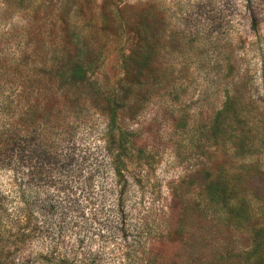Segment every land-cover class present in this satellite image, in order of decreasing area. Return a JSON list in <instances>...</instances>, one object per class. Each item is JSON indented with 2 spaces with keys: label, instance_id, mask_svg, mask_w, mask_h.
Segmentation results:
<instances>
[{
  "label": "rangeland",
  "instance_id": "1",
  "mask_svg": "<svg viewBox=\"0 0 264 264\" xmlns=\"http://www.w3.org/2000/svg\"><path fill=\"white\" fill-rule=\"evenodd\" d=\"M252 1L257 31L247 0H48L54 13L84 8L77 23L95 46L102 90L112 93L125 77L123 57L137 36L127 30L141 28L148 11L156 12L148 21L166 69L122 112L121 130L105 106H90L48 157L31 139L29 80L33 34L52 16L34 25L26 1L0 0V255L8 264L26 258L25 264H48L39 254L50 247L64 264H131L151 237L163 264L178 254L204 264L208 252L224 264L238 262L251 225L264 217V0ZM103 6L123 7L117 33L102 29ZM231 51L245 119L223 128L214 119L226 100ZM118 132L130 143L122 174L108 154ZM212 179L242 204L239 223L210 200Z\"/></svg>",
  "mask_w": 264,
  "mask_h": 264
},
{
  "label": "trees",
  "instance_id": "2",
  "mask_svg": "<svg viewBox=\"0 0 264 264\" xmlns=\"http://www.w3.org/2000/svg\"><path fill=\"white\" fill-rule=\"evenodd\" d=\"M25 1L29 19L33 20L34 25L52 16L45 30L36 29L38 32L33 34V41L36 43L32 50L33 75L29 80L32 141L44 148L48 157L53 156L73 135L74 125L80 112L89 109L90 106L98 108L105 106L111 123L121 130L118 121L122 119V112L133 107L142 91L153 90L156 87V83L150 81L153 80V75H166V69H163L160 62L161 53L155 33L156 26L154 22L148 21L150 17H155L156 12L152 9L153 11H148L145 16H143L144 11L140 12L139 21L143 16L144 21L141 23L144 25L141 28L133 26L127 30L137 33V36L133 37L131 47L128 49L129 53L123 57L125 77L110 93L102 90L97 83L98 66L97 60L93 57L95 46L88 42L87 36L82 34L77 23L79 16H85L84 8L79 6L75 10L64 7V9H56L59 13H54L51 5H47L48 0H19V3ZM247 1L251 28L257 31L259 28L257 5L252 0ZM123 11V7L106 10L103 6L98 13L102 29H109L112 34L117 33L119 27L117 28L116 24L123 18ZM140 32L142 37L139 36ZM225 69L226 100L214 119V125L216 123V126L220 125L223 128H226L224 124L230 125L245 119L244 113L239 109L241 86L238 82L239 70L233 51L226 53ZM174 86L175 83L169 85L171 89ZM220 119L222 123H219ZM129 144L118 132L108 148L112 166L119 174H122L131 163V156L126 152L130 147ZM221 184L219 179H212L207 186L208 196L218 206H223L222 210L227 219L235 216V222L239 223L244 219V208L239 204L237 197H232ZM185 236L183 234L184 240ZM249 239L250 244L242 247L236 264H264V217L257 219L251 225ZM149 245L148 251L133 258L131 264H163V261L159 262L154 237L149 239ZM50 248L51 251L49 249L39 254L48 264L68 262L53 247ZM124 255L126 256V253ZM178 256L180 257L177 260H172L173 264H189L186 255L178 254ZM204 258V264H224L217 256V252L205 253ZM6 259V256L0 255V264H8ZM27 260L28 258L15 260L12 264H25Z\"/></svg>",
  "mask_w": 264,
  "mask_h": 264
}]
</instances>
